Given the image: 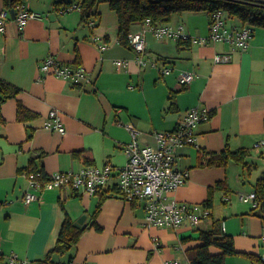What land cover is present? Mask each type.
I'll return each mask as SVG.
<instances>
[{
  "label": "crops",
  "instance_id": "1",
  "mask_svg": "<svg viewBox=\"0 0 264 264\" xmlns=\"http://www.w3.org/2000/svg\"><path fill=\"white\" fill-rule=\"evenodd\" d=\"M78 1L63 0L56 5L55 0H23L40 17L20 29L11 16L6 32H0V80L20 89L1 108L6 121L0 123V264H7L12 253L30 264L44 259L57 242L66 212L79 225L90 227L72 251L56 261L67 262L70 256L86 264H169L189 259L187 249L197 241L185 243L181 238L198 237L196 227H146L145 201L121 197L107 198L97 224L92 225L98 194L54 188L40 191V199L26 203L24 195L32 190L31 183L20 169L35 159L36 166L49 176L79 172L88 164L75 151H83L92 165L123 167L129 159L125 147L132 140L125 124L136 126L140 144L157 146L155 133L174 130L197 106L210 109L211 117L197 126L196 142L178 150L179 166L188 169L190 176L170 198L202 203L210 186L224 181V187L215 192V218L224 221L238 250L264 253V221L248 213L256 202L240 198L241 193L253 192L256 181L264 177V150L255 147L264 139V27L254 30L246 51L234 50L224 42L187 46L177 37L158 38L150 32L143 54L148 64L143 66L138 54L120 43L118 16L110 4L101 2L100 18L83 23L79 8L64 11ZM4 8L0 0V12ZM169 24L176 28L183 24L190 37L206 36L210 14L175 13ZM141 28L143 22L135 23L131 33ZM217 54H229L230 60L217 62ZM50 55L74 67L83 66L91 81L76 85L53 75L42 77L40 66ZM118 60L125 64L118 65ZM163 66H170L172 72L163 74ZM186 71L196 76L182 85L179 76ZM176 91H180L176 108L169 109L170 96ZM19 102L37 117L18 120ZM53 109L65 133L47 128ZM227 145L232 151L246 149L251 169L236 162L200 165L208 153H220ZM226 264L262 263L240 254L228 257Z\"/></svg>",
  "mask_w": 264,
  "mask_h": 264
},
{
  "label": "built area",
  "instance_id": "2",
  "mask_svg": "<svg viewBox=\"0 0 264 264\" xmlns=\"http://www.w3.org/2000/svg\"><path fill=\"white\" fill-rule=\"evenodd\" d=\"M74 7L68 6L64 11H70ZM15 10L16 20L20 29H23L32 18L40 17V14L31 10L24 2L19 3ZM227 11L224 9L216 11L210 20L209 34L201 37H190L185 34V27L179 24L174 27L169 23L155 24L151 18L143 21L141 30L130 34V43L138 54V61L145 66L148 61L143 58L147 50V34L153 33L158 38L177 37L189 39L192 43L208 45L213 42H224L230 44L232 49L246 51L250 47L254 28L250 24H229L226 18ZM10 9L4 8L0 12V32H6L7 24L11 18ZM93 24V23H92ZM103 47V45H102ZM217 62L229 61V54H217ZM118 65L125 64L116 61ZM162 72H172L170 66H163ZM42 77L53 75L58 78L69 80L76 85L91 81L90 73L83 66L74 67L60 61L54 55L46 57L40 66ZM196 75L193 72H182L179 81L182 85L189 84ZM47 128L55 129L65 133L62 119L56 109L50 111ZM211 117V111L207 107L197 106L191 108L181 121L179 126L170 131H159L155 133L157 146L142 145L138 141V129L133 123L125 124L132 135V140L126 145L125 150L129 157L125 166L116 168L110 163L103 167L86 165L79 172H58L49 176L48 180H40L36 173L28 174L31 189L26 191L24 201L26 203L40 199V191L54 188L75 189L83 193L97 194L98 191L117 185L122 195L127 200L145 201L146 227H167L179 230L183 225L198 227L203 218H208L209 209L198 203L183 202L170 198L171 194L183 186L190 176L188 169L179 166L178 150L192 145L196 142V128ZM255 147L264 150V139L255 143ZM240 198L245 202H256V193H241ZM264 241V232L262 235ZM2 248L0 243V257ZM264 261V253L261 254ZM7 264H30L29 261L21 259L16 253L8 256ZM62 264H86L82 261L71 260ZM169 264H192L189 259H175Z\"/></svg>",
  "mask_w": 264,
  "mask_h": 264
},
{
  "label": "trees",
  "instance_id": "3",
  "mask_svg": "<svg viewBox=\"0 0 264 264\" xmlns=\"http://www.w3.org/2000/svg\"><path fill=\"white\" fill-rule=\"evenodd\" d=\"M103 1L108 2L111 8L116 11L119 25V41L123 46L130 49H133L130 43V34L132 26L135 23L143 22L147 18H151L155 24L169 23L175 13H181L184 11L208 12L211 20L212 15L216 11L224 9L230 14V16L239 17L243 23L252 25L254 30L257 27H264V0H79L76 3V6L81 10V22L91 23L93 22L92 19L100 18L98 5ZM21 2H23V0H4L6 8L10 10L15 8ZM61 2H63V0H55L56 5H59ZM98 25L99 24L94 23L92 26L97 27ZM179 43L189 46L192 42L189 39H179ZM160 71L162 72V68ZM19 92L20 89L18 87L0 80V123L6 121L2 114V104L9 98L17 97ZM178 92L180 91H176L170 96L169 109L176 108L175 97ZM17 113L18 120L22 121L37 117V114L26 108L21 102L18 103ZM74 154L77 156H85V162L88 165H92L91 158L87 157L83 151H75ZM208 154L210 155L207 161L201 162L200 165L216 167L228 166L230 162H236L251 169V165L246 161L248 156V151L246 149L232 151L229 148V145H227L226 149L220 153ZM35 163V159H32L30 165L20 169V172H25L27 175L36 173L38 179L48 180L49 175L44 174ZM223 183L224 181L218 182L216 186H210L208 198L204 202L198 203L203 205L204 208L210 210L208 218H211L212 220L211 226L209 228L196 227L195 231H197L199 235L196 238H194L193 235L181 238V241L185 243L190 242L191 240L197 241V244L187 249L189 260L192 264H226L228 257L244 254L251 259L260 261L264 264L261 254L257 255L251 252L238 250L234 236L225 231L224 221L215 218V192L224 187ZM227 189L225 190L226 194L229 192ZM254 192L256 193V203L248 213L257 215L264 221V177H261L256 181ZM73 194H75V192H73ZM97 194L100 199L93 214L94 220L92 225L97 224L96 217L101 210L102 204L107 198L121 197L127 200V198L122 195L117 185H114L112 188L109 187L98 191ZM61 204L62 208L65 209L64 203L62 202ZM88 227L90 226L79 225V223L74 221L66 212L55 246L51 248L46 257L38 261L37 264L64 263L56 261V257L69 254L78 244ZM72 259L73 258L70 256L67 262Z\"/></svg>",
  "mask_w": 264,
  "mask_h": 264
},
{
  "label": "rangeland",
  "instance_id": "4",
  "mask_svg": "<svg viewBox=\"0 0 264 264\" xmlns=\"http://www.w3.org/2000/svg\"><path fill=\"white\" fill-rule=\"evenodd\" d=\"M226 18H227L229 24H232L234 22H236V24H238V25L243 24L242 20L239 17L230 16V14L228 12L226 13ZM216 201L218 203L220 202V194L219 193L216 196ZM250 204H251V202H250ZM217 212H218V210H217ZM200 224H203V226H205V227H209L211 225L210 220H208V218H203L201 220Z\"/></svg>",
  "mask_w": 264,
  "mask_h": 264
},
{
  "label": "water",
  "instance_id": "5",
  "mask_svg": "<svg viewBox=\"0 0 264 264\" xmlns=\"http://www.w3.org/2000/svg\"><path fill=\"white\" fill-rule=\"evenodd\" d=\"M243 1H246V0H243ZM10 12H11L12 17L15 18V17H16V14H17L15 8H12V9L10 10ZM81 222H83V220H81Z\"/></svg>",
  "mask_w": 264,
  "mask_h": 264
}]
</instances>
